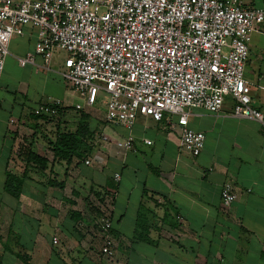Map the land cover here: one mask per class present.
Masks as SVG:
<instances>
[{
	"label": "crops",
	"instance_id": "0c3cea01",
	"mask_svg": "<svg viewBox=\"0 0 264 264\" xmlns=\"http://www.w3.org/2000/svg\"><path fill=\"white\" fill-rule=\"evenodd\" d=\"M240 1L264 9V0ZM35 41L33 27L11 37L0 77V264H25L22 256L28 264H264V128L259 121L232 115L230 98L217 113L190 109L189 127L205 136L193 156L179 150L177 132L165 117L157 121L139 114L129 130L106 123L105 106L81 104L60 76L64 59L52 56L45 63L36 55L34 63L21 66L17 58L33 51ZM248 48L244 77L251 105L264 118V35L252 31ZM51 61L57 64L53 69ZM13 67L24 72V80L7 96L2 83L8 85L7 70ZM47 70L69 88L62 100L44 90L30 93V77ZM49 98L65 110L57 122L42 124L33 110ZM79 111L91 116V151L82 160L55 157L51 142L59 132L75 129ZM98 124L100 130H94ZM128 136L133 149L115 144ZM28 150L47 159L45 169L26 161ZM7 171L22 181L17 196L4 188ZM226 182L236 193L229 207L220 199ZM107 195L112 197L111 234L118 239L111 259L100 253L94 205Z\"/></svg>",
	"mask_w": 264,
	"mask_h": 264
},
{
	"label": "built area",
	"instance_id": "2783aa9c",
	"mask_svg": "<svg viewBox=\"0 0 264 264\" xmlns=\"http://www.w3.org/2000/svg\"><path fill=\"white\" fill-rule=\"evenodd\" d=\"M25 27L36 30V41L33 51L17 58L19 64L34 63L36 55L48 63L55 50L63 51L60 76L88 105L103 91V120L112 126L129 130L139 114L165 117L177 132L179 150L196 156L205 136L189 127L190 109L217 113L230 98L232 115L253 118L264 128L244 77L250 34L264 35L262 8L240 0H0V77L9 41ZM59 107V100L49 98L34 111L54 119ZM114 142L133 149L129 136ZM235 198L224 183L222 205L229 207ZM97 207L100 253L111 258L118 244L111 234L112 197Z\"/></svg>",
	"mask_w": 264,
	"mask_h": 264
},
{
	"label": "trees",
	"instance_id": "16d2710c",
	"mask_svg": "<svg viewBox=\"0 0 264 264\" xmlns=\"http://www.w3.org/2000/svg\"><path fill=\"white\" fill-rule=\"evenodd\" d=\"M63 107H59V115L64 112ZM35 118L46 117V115L35 113ZM93 135V129H91V116L85 111H79L78 122L73 131L59 132L55 140L51 142L53 155L60 158H65L68 161L72 157L77 159H84L86 155L91 151V140ZM26 161L34 162L38 167L43 170L47 166V159L42 155H39L33 151L28 150L26 153ZM22 181L19 178L10 173L6 172V179L4 188L17 196L20 190ZM60 185V183H57ZM25 264H28L26 256H22Z\"/></svg>",
	"mask_w": 264,
	"mask_h": 264
},
{
	"label": "rangeland",
	"instance_id": "374dc122",
	"mask_svg": "<svg viewBox=\"0 0 264 264\" xmlns=\"http://www.w3.org/2000/svg\"><path fill=\"white\" fill-rule=\"evenodd\" d=\"M64 56H65V53L63 51H54L53 58L55 57V59H57L58 62L62 61V59H64ZM50 66H51V69H53V67L57 66V64H54V61H51ZM23 73L24 72L22 70H19V68H15V69H14V67H13V69L8 68L7 76H6V82L8 85H5V83H2L1 91H4L5 93L7 92L6 95L10 96L12 94L11 92L14 91V86H17L18 84L20 86L19 82H22L24 80L23 79ZM41 76H44V81H43L44 88L43 89L40 88V82H39V78H38V77H40L43 79V77H41ZM29 82H30V93L32 92L33 89L35 90V92L39 93V95H42L43 92L45 91V94L49 95L52 98H58L59 100L63 99V92L66 89H69V88H65L62 85L61 80L59 79L57 74L51 72V70H47L46 73H45V71H41L39 73V75L31 76L29 79ZM76 95H77L80 103L82 104V101L84 102V99L82 98V96L79 93ZM105 99H106L105 93L103 91H100L97 95V99H96L94 105L99 106L101 109H103L105 106L104 105ZM33 114H35L34 110H33ZM59 118H60V115L54 119L51 117H48V116L38 117L36 119H39L41 121V123L43 122L42 124H47L46 121H48V122L50 121L51 123H55L58 121ZM14 121H15V119H14ZM92 126H93V124H92ZM99 128H100V125L98 124L94 127V130H100ZM46 131L48 133H50V131H52V129H47ZM103 131L105 132V134L111 133V129L108 127H105V129ZM94 205H95V208L98 210V211L96 210V212L97 213L99 212L98 217H100L101 212L99 211V209L97 207V203H95ZM104 258H105V256H104ZM111 258H113V257H111ZM111 258H109V259H111Z\"/></svg>",
	"mask_w": 264,
	"mask_h": 264
}]
</instances>
